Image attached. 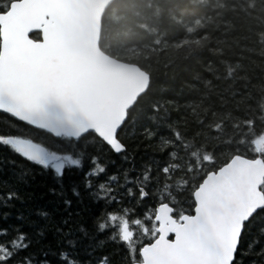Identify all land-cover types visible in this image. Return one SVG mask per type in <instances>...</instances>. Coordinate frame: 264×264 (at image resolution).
<instances>
[{"label": "snow or ice", "instance_id": "obj_1", "mask_svg": "<svg viewBox=\"0 0 264 264\" xmlns=\"http://www.w3.org/2000/svg\"><path fill=\"white\" fill-rule=\"evenodd\" d=\"M30 3L0 0V264H264V150L189 152L146 87L103 125Z\"/></svg>", "mask_w": 264, "mask_h": 264}, {"label": "trees", "instance_id": "obj_2", "mask_svg": "<svg viewBox=\"0 0 264 264\" xmlns=\"http://www.w3.org/2000/svg\"><path fill=\"white\" fill-rule=\"evenodd\" d=\"M99 46L148 73L134 111L160 103L158 123L178 129L189 152L225 138L241 155L264 150V0H114Z\"/></svg>", "mask_w": 264, "mask_h": 264}, {"label": "water", "instance_id": "obj_3", "mask_svg": "<svg viewBox=\"0 0 264 264\" xmlns=\"http://www.w3.org/2000/svg\"><path fill=\"white\" fill-rule=\"evenodd\" d=\"M114 0H31L34 9L24 24L39 27L44 14L48 33L41 50L64 75L75 81L88 95L103 125L122 115L125 106L148 87L149 75L136 63L104 52L99 46L101 20ZM264 171L253 163L246 173Z\"/></svg>", "mask_w": 264, "mask_h": 264}]
</instances>
